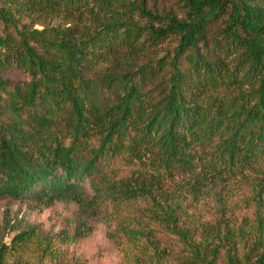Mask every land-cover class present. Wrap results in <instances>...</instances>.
Returning <instances> with one entry per match:
<instances>
[{"label":"trees","instance_id":"trees-1","mask_svg":"<svg viewBox=\"0 0 264 264\" xmlns=\"http://www.w3.org/2000/svg\"><path fill=\"white\" fill-rule=\"evenodd\" d=\"M0 200L124 264H264V0H0ZM54 253L4 214L0 264Z\"/></svg>","mask_w":264,"mask_h":264},{"label":"rangeland","instance_id":"rangeland-1","mask_svg":"<svg viewBox=\"0 0 264 264\" xmlns=\"http://www.w3.org/2000/svg\"><path fill=\"white\" fill-rule=\"evenodd\" d=\"M252 178L253 175L248 172L245 173V177L238 175L227 184V189L231 193L236 192V195H248L251 192L249 181ZM207 203L209 204V201ZM205 206L203 208L206 209H199H201L203 219L210 222L212 214L208 211L209 205ZM76 211V206L71 204L55 203L53 206L45 208L34 206L26 201L0 200V228L4 214L7 212L10 218H18L23 221L24 225L34 227L40 236L47 235L51 238L55 249L54 258L41 254H27L26 264H71L74 262L80 264H124L119 248L106 237V228L103 224H94L93 231L84 239L66 237L67 234L72 235L73 217ZM246 214L248 213L246 212ZM248 216L250 215L248 214ZM12 236V234H7L6 241L9 242ZM159 239L161 247L166 248L170 253L169 256L179 251V246L175 242L168 241L165 237ZM6 264H16V259L10 257Z\"/></svg>","mask_w":264,"mask_h":264}]
</instances>
